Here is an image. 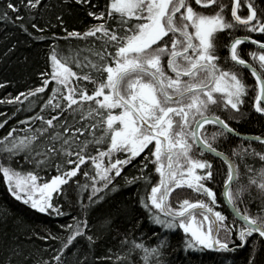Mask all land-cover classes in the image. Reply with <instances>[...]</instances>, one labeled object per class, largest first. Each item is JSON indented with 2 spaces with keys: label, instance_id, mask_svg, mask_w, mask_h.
<instances>
[{
  "label": "snow or ice",
  "instance_id": "1",
  "mask_svg": "<svg viewBox=\"0 0 264 264\" xmlns=\"http://www.w3.org/2000/svg\"><path fill=\"white\" fill-rule=\"evenodd\" d=\"M230 3L229 15L224 0H106L104 4L59 0L56 5L49 0H4L0 21L13 24L30 44L51 42V70L39 73L38 86L0 103L23 104L29 97L39 100L38 94L45 93L50 82L54 85L40 113L21 121L25 135H16L11 128L0 138V179L17 201L49 217L68 215L65 209L70 204L65 202L70 190L85 193L87 203L78 202L72 222L60 225L63 232L32 230L29 239L36 236L56 242L47 259H38L13 237L11 243L0 245V264H86L90 256L102 262L115 257L117 264H171L166 259L168 237L177 230L184 234L185 253H196L200 264H260L264 204L252 215L244 194L251 195L254 185L264 195V166L249 177L248 185L241 184L234 161L214 144L221 138L244 140L231 121L238 124L247 119L241 109L249 88L254 92L255 113L264 120V0ZM53 7L58 11L53 12ZM242 7L246 14H238ZM77 10L92 18L82 31L70 28L67 19ZM237 30L262 38L233 36ZM219 33L232 36L226 45L228 58L250 73L254 85L218 63ZM62 38L85 41L84 51L92 58L81 60L79 48L58 55L55 42ZM248 41L256 46L248 52L251 62L242 58L238 47ZM72 64L88 71H73ZM81 81H88L91 90ZM213 106L231 115L222 118L212 112ZM205 125L215 130L209 135ZM247 139L248 145L233 148L232 156L243 159L247 154L264 161V152L251 147L252 141L264 145V135ZM194 151L227 165L221 196L231 220L216 210L217 193L210 186L215 183L212 161L194 156ZM21 161L32 167L24 169ZM149 165L151 171H147ZM50 171L55 174L49 176ZM152 172L159 174L155 183ZM78 174L85 182H80ZM130 185H136V198L105 210L114 200L110 194ZM177 188L191 189L200 198L178 199L174 204L171 195ZM240 204L245 207L241 209ZM136 206L153 226L151 235L156 240L152 243L130 231L140 225ZM90 218L103 231H93ZM117 218L128 222L123 233L117 229ZM113 230L120 236L123 254L95 255L104 233Z\"/></svg>",
  "mask_w": 264,
  "mask_h": 264
},
{
  "label": "trees",
  "instance_id": "2",
  "mask_svg": "<svg viewBox=\"0 0 264 264\" xmlns=\"http://www.w3.org/2000/svg\"><path fill=\"white\" fill-rule=\"evenodd\" d=\"M49 2L52 5H56L59 3V0H49ZM99 2L100 4H104L106 0H99ZM224 2L228 5L226 11L230 15V0H224ZM3 4L4 0H0V11L3 10ZM196 7L199 8V6ZM202 10L205 12L209 11V9ZM52 11L55 12L58 11V9L53 7ZM238 14H246V7H242L240 10H238ZM67 19H69L70 28H74L78 31L84 30L88 23L92 20V18L87 17L79 10L74 11L73 14ZM58 34L63 36V33ZM245 34L247 33L243 32L242 30L233 32V36ZM247 35H251L253 38L257 39L262 38L261 35L257 33ZM230 39H232V36H228L226 33L218 34L216 38L217 55L219 56L218 63L224 69H229L240 73L241 78L245 80V83L254 85V78H252L246 70L242 69L238 65H235L230 60V58H228V48L226 45ZM50 43L51 42H39L38 45L30 44L26 42L24 34L21 33L20 30L17 29L13 24L0 21V83L4 84V87H0V100L6 101L7 99L15 97L18 93L26 92L29 88L38 86L41 83V77L39 76V73L48 72L51 70L48 60ZM55 43L58 47V55H67L69 48H79L81 49V60H83L85 56L92 58L89 52L84 51L86 47L85 41L76 40L74 38H62ZM238 47L242 58L251 62V57L248 55V52L255 50V48H253L248 43H244ZM109 51H111V49H109ZM70 66L73 68V71L80 72L81 74L88 71L87 68L77 69L75 64ZM81 83L86 85L89 91L93 87L88 81H81ZM53 85L54 82H50L48 88L45 90V93L38 94L40 97L39 100L29 97L27 100L23 101V104L0 103V123H3V127H0V138H2L11 128L16 129V135H25L26 125L21 123V121H25L28 117L40 113V105L47 98V95L50 93V89L53 87ZM253 104L254 92L252 91V88H249L248 96L245 97V104L241 109L242 112H244L247 116V119L241 120L238 124L235 121H231V125L236 127L244 135H264V120L260 118L259 114L255 113ZM212 112L220 115L222 118L231 115L230 112L222 111L219 106H213ZM44 114L47 116L48 110H45ZM5 121L6 123H4ZM38 123L39 122L37 121L36 124ZM205 130L210 135L211 132L215 130V126L205 125ZM248 143V140L241 141L238 138L229 137L227 140L221 138L214 144V147H216L219 151H223L234 161L240 173L239 183L244 185H248L249 177H255L257 170L264 166V161H261L255 156L245 154L243 159H241L240 156H232L233 148L238 149L242 145L246 147ZM251 147L257 152H264V145H261L260 143L252 141ZM193 155L198 156V153L194 151ZM198 158L210 159L212 161L215 183L210 186H212L217 193L219 207H217L216 210L222 211L223 214L228 216V219L231 220L232 215L226 205L222 202L221 196V185L226 177L227 165L224 164V162H222L220 159H214L211 155L206 153H204L203 156H198ZM17 159H19V157H17ZM137 159H139V157ZM21 164L24 169H30L32 167L23 161H21ZM246 165L252 170L249 171ZM13 167L18 166L13 163ZM81 167L83 168L84 166ZM152 167V165H149V169L147 171H151ZM124 171L127 172L128 168H125ZM54 174V171H50L49 176ZM41 175L43 176L44 173H41ZM256 178L259 179V177ZM78 179L80 182H85V178L79 174ZM158 179L159 174L152 172V182L155 183ZM233 187H236V185L234 184ZM140 190L143 191L142 186ZM136 193V185H130L118 190L117 193L110 194L112 197H114V200L105 206V210L111 209L116 204H120L121 202L127 203L130 200L135 199ZM250 193L251 195H249L248 192L244 194V201L250 214L256 215L258 212V207L261 204H264V195H261L254 185L250 186ZM68 196L69 200L65 202L66 205L70 204V206H66L65 209L68 215L63 217H49L31 210L21 201H17L7 191L6 183L0 179V245L11 243L12 238L17 237V242L22 243L25 249L35 252L38 259H47L48 253L51 251V248L56 245V242L51 240L45 241L37 238L36 236H31V239L28 237L31 235L32 230H35L38 233H42L45 228L51 229L53 232L57 230L61 232L64 231L62 228H60V225L72 222L71 215L79 211L78 202L82 201L83 203H87L85 193L77 195L70 190ZM185 198L195 201L200 197L191 189L187 188H177L171 195V200L174 204L178 199ZM245 204L239 205L241 209L245 207ZM135 214L141 218L140 225L136 229H130V231L136 238L140 239L146 237V242L152 243V241L156 240V237L151 235L153 226L151 225L150 221L146 219L144 210L139 206H136ZM94 220L95 218H90L89 223H94ZM116 225L119 232L123 233L125 228L128 227V222L125 219L117 218ZM97 229H100V225L98 222H95L93 231H97ZM100 230L103 231V229ZM155 231H160L158 226L155 227ZM131 238L132 236H129V239ZM119 239L120 236L116 230H113L112 232H105L102 241L98 242V246L95 249V255H111L115 252L123 254V249L119 244ZM183 239L184 234L182 230H177L169 235L168 240L170 243V248L169 255L166 257V259L170 260L171 264H200L196 253H185L182 243ZM81 247L86 249L87 245L82 244ZM109 248H111L112 252H108ZM258 261L260 264H264V256L258 254ZM86 264H117V262L115 257H113L111 261L102 262L94 261L93 257L90 256L89 261L86 262Z\"/></svg>",
  "mask_w": 264,
  "mask_h": 264
},
{
  "label": "water",
  "instance_id": "3",
  "mask_svg": "<svg viewBox=\"0 0 264 264\" xmlns=\"http://www.w3.org/2000/svg\"><path fill=\"white\" fill-rule=\"evenodd\" d=\"M246 43H248V44H250L253 48H255L256 49V46L255 45H252L251 43H250V41H248V42H246ZM241 67V66H240ZM242 68V67H241ZM244 70H246V69H244ZM247 71V70H246ZM248 72V71H247ZM249 73V72H248ZM250 74V73H249ZM251 135H244V140H248L247 138L248 137H250ZM254 142H256V141H254ZM259 143V142H258ZM206 154H208V153H206ZM210 155V154H209ZM217 159H219V158H217ZM222 161V160H221ZM223 162V161H222ZM230 211V210H229Z\"/></svg>",
  "mask_w": 264,
  "mask_h": 264
},
{
  "label": "bare ground",
  "instance_id": "4",
  "mask_svg": "<svg viewBox=\"0 0 264 264\" xmlns=\"http://www.w3.org/2000/svg\"><path fill=\"white\" fill-rule=\"evenodd\" d=\"M258 143V142H257Z\"/></svg>",
  "mask_w": 264,
  "mask_h": 264
}]
</instances>
